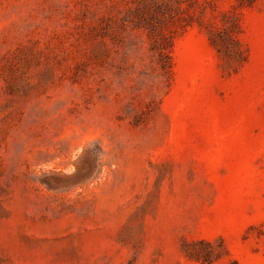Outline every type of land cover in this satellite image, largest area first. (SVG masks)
<instances>
[{
	"label": "rangeland",
	"instance_id": "rangeland-1",
	"mask_svg": "<svg viewBox=\"0 0 264 264\" xmlns=\"http://www.w3.org/2000/svg\"><path fill=\"white\" fill-rule=\"evenodd\" d=\"M0 264H264V0H0Z\"/></svg>",
	"mask_w": 264,
	"mask_h": 264
}]
</instances>
